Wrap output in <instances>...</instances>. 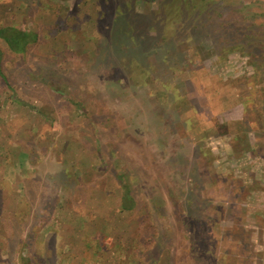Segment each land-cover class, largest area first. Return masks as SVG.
<instances>
[{
    "label": "rangeland",
    "instance_id": "1",
    "mask_svg": "<svg viewBox=\"0 0 264 264\" xmlns=\"http://www.w3.org/2000/svg\"><path fill=\"white\" fill-rule=\"evenodd\" d=\"M0 264H264V0H0Z\"/></svg>",
    "mask_w": 264,
    "mask_h": 264
},
{
    "label": "trees",
    "instance_id": "2",
    "mask_svg": "<svg viewBox=\"0 0 264 264\" xmlns=\"http://www.w3.org/2000/svg\"><path fill=\"white\" fill-rule=\"evenodd\" d=\"M0 39L4 41L7 47L15 52H25L27 48L38 40V33L33 30L20 28L16 25L0 24ZM3 50L0 46V64L2 60ZM0 75L4 76L1 71Z\"/></svg>",
    "mask_w": 264,
    "mask_h": 264
}]
</instances>
